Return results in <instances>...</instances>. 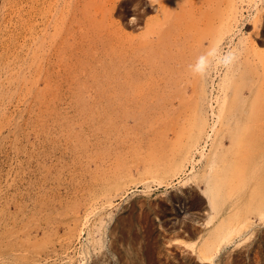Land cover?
Returning <instances> with one entry per match:
<instances>
[{"label": "rangeland", "instance_id": "374dc122", "mask_svg": "<svg viewBox=\"0 0 264 264\" xmlns=\"http://www.w3.org/2000/svg\"><path fill=\"white\" fill-rule=\"evenodd\" d=\"M90 1L91 0H68L67 3L61 6L58 10L53 11V16L51 18L52 24H50V27L47 30V34H46L47 38L46 41L44 42L45 44L43 46L39 45V47L43 49L42 51L37 47L38 45H36L37 44L36 39L34 40L27 39L23 36H20V34L23 33L22 29L25 28L24 25H20L19 28L16 29L18 30V32L12 33L13 26L11 24V18L15 20L16 17H18V15L15 14L16 12L9 10L10 8H12L11 4L10 5L8 4V6L5 7L3 4V0H0V24H1L0 26V264H18L15 255L18 256L20 254V251L21 252L28 251L29 258H32L31 259L33 260L32 262L33 263L36 262V264L38 263L39 264H71V261H73L74 264L76 263L85 264V260L83 259L82 254L79 253H81V245L83 244V242L86 241L87 233L85 231H87V225L94 223V221H97L100 224V220H101L100 218L104 217L105 222L109 224L106 225L109 234L106 240V246L104 250H106V248L107 250H109V247H112L114 244H116L115 241L117 242L119 238L122 239V237L125 236L124 232L126 229L124 230L121 227L117 229V225H116L118 224L117 219H119V217L122 216V214L123 216L130 218L132 217L131 212L132 213L136 212L133 214L134 216L133 220H135L134 221L135 223L133 222V225L131 227L133 230L131 229L129 232V236H130L129 239L131 240L130 241L131 244L129 243L130 244L129 245L124 243L125 244L124 245L119 242V244L121 245L117 244V246L132 247L133 245H135L133 247L137 246L138 248L139 245H141L142 247L141 246L139 247L141 253L144 250L143 246L145 245L147 246V247L145 246V251L149 250L150 248L151 255L150 256L147 255V257L150 258L148 259L145 256L141 258L143 259L142 261L141 259L140 260L137 259L136 264H153V263L154 264H187L188 262H189L188 264H196L197 262H199L197 258H194L195 260H193V258H189L187 251L190 250L189 247L191 248L193 245H194L193 247H199L201 245L204 235L208 233V230L212 228L213 224L211 223L206 224L207 223L206 217L209 215L208 210H206V208L208 209L209 206L208 203L209 199L205 194H203L204 192L201 188L196 186V188L191 190L192 192L191 191L188 192V194L186 195L187 197H184V199L181 201L180 200L176 201L175 202L176 207H174L173 206L174 203L168 199L169 196L180 195L181 194L180 189L182 191V187L186 188V186L183 184L182 181V178L185 176L178 175L176 176L177 178L175 177L174 180H172V184H169L167 179H169L170 176L162 177L161 175L156 174V179L154 182L153 178L151 179L150 178L151 176L148 175L149 177L146 179L147 181L145 180L146 182L145 181L143 182L141 181L142 178L139 177L140 175L134 172V175L130 179H127V181H124L123 184L120 185L121 187L119 186V188L114 189L113 192H111L112 194H114V196L112 195L113 198H111L112 199L111 205L105 204L106 203L105 197L103 195H102L103 200L101 197L98 198V203H96V205L93 204L94 206L92 205L91 207H89L90 209L87 210L85 209V206L83 205L82 202H81L82 204L78 203V200L80 199L81 196L83 198L87 197V194H89L88 190L91 186H94V182L97 181L103 182L102 178L105 173L110 174L112 177H114L113 174L114 170L113 168H111L112 167L111 163H106L105 166L103 165L104 160L113 157L112 160L114 161V159L116 158L114 157L116 153H120L122 150L124 154H127V152L129 154V151L127 150L130 149L129 148L125 149V148L131 146L132 144L129 145V143H134L135 142L134 140H136L135 137H137V139L140 138V135H143L142 133L144 132L145 133L143 137L141 136L140 138L142 140L138 139L137 141H140L143 149L144 148L146 149V150L142 149L141 150L142 152L144 151L145 153V151L148 150L146 148L147 146L144 145L145 143L144 140L149 137V136L146 137L147 134L148 135L151 134L152 137V133H150L149 130L152 129V127L149 126H154L156 122L158 125H160L156 120L160 116V115L158 116V114L162 111L161 102L163 100H161V96H162L161 88L165 84L168 85L169 82L168 80H170L169 82L170 86L165 88H168L169 93L171 91L170 94L172 95L175 94L174 90L172 89L173 92L171 90L172 86H174L173 82L171 81L172 72L171 71L168 72V69H164L166 68V66L164 67L165 64L163 63L164 61H160L158 59V61H156L157 63L156 64L153 61L154 57H151V54L152 56H155L161 54V52L156 54L155 52L158 51L155 50L153 51V53H151L147 51V50L151 51V49L147 48L146 52L148 57L146 56L145 58L146 54H144V52L142 53L144 55L142 59L144 61L145 59L146 60L148 59L147 61H145L144 63L145 65H143L146 69L143 68L142 70L143 72H141L140 75L144 77V79H142V77H140L139 74L136 75L137 73L134 75L137 76L136 78L139 79L141 78L142 79L140 80L141 82H143L144 80L145 83H147L146 81L148 79L149 80L148 82L149 83L151 82V84H148L149 88L148 90L145 91L148 92L146 93L148 97L146 96L142 100V102L139 101L141 103L138 102L139 106L141 105L142 107L141 108L142 111L137 110L138 108L140 109V107L136 106L137 104L134 103L133 100H129V98H127V89L125 87L126 83L122 82L123 79L126 78L127 69L131 67V62H133V60L135 59L134 58L132 60L134 54H129L127 52L124 53L116 52L115 48L119 50V48L117 47L118 42H116L117 45L114 49L113 47L112 48L110 47L109 45L110 42L108 41L109 40L108 30L110 27L109 25H111L112 23L108 21V18H109V13L111 14V11L106 8L101 9V6L104 5L105 3L104 0H93V3L89 4V6L86 7V4L89 3ZM26 3L27 0H17L15 1L14 4H19L18 6L16 5V7L19 8L20 5L22 4L26 5ZM14 7L12 8L13 10L16 9ZM138 8L139 7L135 9V7L131 6L128 12H126V17L123 19L118 18V16H116L115 24L118 25V21H119L122 24L124 23L122 26L125 27L126 22H128L129 23L128 27H125L124 29L130 34V35L128 34L129 36L131 37L135 36L134 37L135 39L136 37L139 39L140 37H142L141 35L145 34L143 36H146V38H148L149 36L151 39H153V41L158 40L159 33L158 32H157L158 34L154 33L152 32L151 29L152 28L155 29L156 27L158 28L159 25L156 24L158 25L156 26L154 22V27H152L153 26L152 23L150 25L152 28L150 29L149 26H147V24L145 23L146 22L145 18L144 19L141 18L140 20L138 19V17H141L140 15H142L140 14L141 12L137 10ZM242 11L245 12V15L249 14L247 8H245V10L243 9ZM136 15L139 16L137 17ZM151 16H159V13L153 11L151 12ZM55 17H61L59 20L63 19L64 21V25H63L64 27L62 31L63 35L60 34L58 35L57 32V35L54 36L55 25H53V20L55 19ZM85 18L86 20L83 21ZM173 20L175 19H172L171 21L168 20L169 24L168 23L164 24V26L168 24L169 29L168 28L164 29L166 26L164 28L163 27L159 28L163 31L165 30L164 32H161L164 34V35L162 34L161 36H164V38H167L166 36H168L167 44H170L169 51L168 50L165 51L167 53L164 52V55H168V57L169 56L175 57L176 55L175 54L176 46L175 48L173 47L174 45H176L175 44L176 20L175 21ZM243 22L244 21L241 19L240 16L239 22L236 21V25H234L230 30L231 32L227 31L228 33L225 34L228 36L227 37L228 39L230 35L234 37V40L232 42L233 45L234 43L240 41L238 39L241 35H244L245 33L248 34L249 31L251 32L252 30H253L252 31L253 35L255 34H256L255 36L258 35V37H254L256 43L264 39L263 27L258 29L260 31L259 33H257L256 30L252 28L254 19L253 22H251V24L248 25V28L250 30L247 27L245 28L242 27ZM261 24H262L261 26H263L264 19L261 22ZM132 26L134 27V29ZM126 28L129 29L127 30ZM168 32H171L172 37L173 38L175 37V39H172L170 33ZM50 37H54L55 39ZM150 38L147 39L149 40V42L152 41L150 40ZM4 42H7V44ZM8 44L10 48H8L9 47ZM206 44L208 46L207 38L205 39V45ZM4 46H6L7 49ZM103 46L107 47L108 51L105 50L104 52ZM59 47L62 50L61 49L58 50ZM98 47L102 55L99 56L97 59H95L93 55L89 53L88 49L89 48L98 49ZM8 49L11 50L8 51ZM226 49L228 48L226 47ZM38 51L41 53H39ZM148 53L151 54L149 55ZM174 57L170 58L171 60L173 59L174 62L172 61L173 64H169V65L171 66L175 65L176 67L175 64L176 61L174 60ZM148 61L151 64L153 62L152 64L153 66L149 65ZM136 64H138V61ZM136 66L137 65H135L134 67V73L136 71L135 70ZM150 66H152L151 71H149ZM156 66L157 68H154ZM7 67L12 69L9 70ZM6 68L8 71H6ZM144 70L146 72H151L149 73V76L148 73H146ZM218 80L219 79H217V81ZM160 85L161 88L160 87L158 88L157 86ZM119 86H121V91L117 90V87ZM144 94L145 93H143V95ZM116 97L122 99L123 102L122 109L121 108L120 109L116 108L117 110L115 109V105L118 102L116 100ZM143 101L145 103H143ZM175 101L176 104H178L177 102H179V98H175ZM142 105L143 106L149 105L148 108L151 109L147 110L148 108L143 107ZM179 105L180 104H178L176 108H178ZM133 107L134 108L137 107V109L136 108L133 109ZM155 108L157 109L158 112L159 111L160 112L159 113L155 112L156 111ZM125 109H127L131 113H129ZM119 110L121 112L123 111V113L125 111L128 112L129 113V115H127L128 117L121 116ZM143 111L144 113L147 112L145 113L146 115L148 113H151L149 115L150 117H152L153 120H149L151 119L150 117H146L145 119L142 120V118L145 117L144 116L145 114L144 113H143L144 115L142 114ZM152 113L153 114L156 113L155 115L157 117L155 116L156 117L155 118ZM134 114L136 115L132 116ZM137 114L138 117L140 115L139 118H141L140 119L142 120L141 122L140 120L138 122H136L137 120H135L134 122L133 119L137 118L136 117ZM117 116L119 118H117ZM131 117L134 118L130 119ZM147 120L151 122L153 121L154 125L147 123L149 122ZM154 120L156 122H154ZM144 121H146L145 122L146 124L144 123ZM182 121L184 123L185 120H180V123H182ZM139 122L142 123L141 126H138V124L140 125ZM180 123H179L180 127L181 125L185 126L183 123L182 124ZM143 125L146 126L149 125V126H147L148 127L147 128ZM179 125L177 126L179 127ZM183 126L181 127V130L182 129L185 130ZM133 130H135L138 134L133 132ZM152 130H160V127L158 129L153 127ZM183 130L182 133L179 132L180 129L177 130L178 131L176 134L177 136L176 138L178 140L177 144L180 142L179 139H182L184 137L183 135L185 133L186 135H188L187 131L185 132ZM131 133L137 134L138 136L134 135L133 137V134ZM127 135L130 136L129 137L130 139L132 137L134 139V140L131 139L134 142L133 141L128 142L129 146L126 145L127 143L123 142L121 144V142H118L119 141L118 139L121 137H123V139H127L125 138L128 137ZM178 136L181 138H179ZM103 139H105V142L103 141ZM100 141H102L101 144ZM110 141L112 143H110ZM86 143H89L87 144V146L90 147L88 151L86 148L87 147ZM138 143L139 142H137V144ZM96 144L97 146L99 144V147H97ZM135 145L136 144H134V146ZM121 146L122 147L124 146V149L119 150ZM91 147L93 150L96 148L98 149V151L97 149L94 151L97 153L95 154L97 156L94 158V160H92L93 158L92 155L94 153L87 155V152L89 153ZM142 147L138 145L137 149ZM118 150L120 152H118ZM130 153L134 154L131 151ZM152 154L153 155L149 154L151 157L150 160L149 158H147V154L146 157H144V159L150 162L153 160L156 161L157 158H155L154 156L155 154L154 153ZM130 156L134 157V155H130ZM100 157L102 159H100ZM103 157H105V159H103ZM132 157L128 159L124 158L123 161L126 162L129 159H132ZM123 161L115 162V163L124 164L125 162ZM142 164L144 165L143 162ZM94 165L96 166V168ZM107 166L110 167V172L108 169L109 167L106 168ZM113 167L114 169L117 168L115 166ZM84 168L86 169L89 168L87 170L90 171L85 172L87 170H85ZM133 171H136V169H133ZM83 174L86 175L84 176ZM183 175L185 174L183 173ZM157 180L159 181L162 180L159 186H158L159 182L157 183ZM84 182L87 183L84 184ZM140 182L141 184H138ZM180 182H182L181 183L182 186ZM81 184L83 185V187ZM97 188L103 189V191H105V186L97 187ZM197 188L199 190H197ZM80 189L82 191H80ZM146 190L147 192H145ZM78 192L80 193L78 194ZM132 193H134V196ZM194 193L196 195H194ZM154 195L156 197H154ZM161 195H163L164 197H159ZM142 197L144 198V202ZM83 198L81 200H84ZM129 198L130 199L133 198V199L130 201ZM138 199L139 201L136 202ZM152 200L155 202H153ZM138 203H140L141 206H139L140 204ZM76 205H78L79 207ZM185 205L187 206L189 205L188 208ZM142 206L147 208L145 209L143 207L144 208L143 209ZM44 207L45 209L43 211ZM140 209L143 210L141 211ZM173 209L174 211L176 210L175 213L174 211H172ZM187 210H189V212ZM184 211L186 214H184ZM204 211L206 213H204ZM92 212L93 214H91ZM118 212L120 213L119 214L120 216L118 215ZM146 214H148L147 215L148 218L147 216H145ZM172 215L175 217H172ZM185 215L186 216L188 215V217H186ZM252 215L254 216L253 220L256 223V228H255L256 234L254 233L252 237L247 240H242L241 242H237V243L233 242L229 244L228 246H226L227 247L226 250H230L231 248V251H233L234 256L238 254V251L240 253V249L241 251L243 250L242 251L243 255H241L242 264H246V263L251 264L252 262L253 264H255L254 260H256L257 264L258 263L264 264V249H263L264 223L262 221L259 222L260 218L257 216L258 214L253 213ZM162 216L163 218H161ZM176 216L178 217L176 218ZM183 216L185 219L183 218ZM204 217L205 219H203ZM114 220H116L117 222H115ZM214 220H217V218H215ZM141 221H142V225L140 224ZM182 222H187V224L183 223L182 226H180L181 225L180 223ZM172 223L174 225H172ZM48 225H50L51 227ZM136 225H138L140 229ZM185 228H189V229H186V231H184ZM80 229H85L84 233L81 236L82 238L78 237L81 231ZM197 229L199 231H195ZM140 230L142 232H140ZM181 231H184L185 233H182ZM138 233L139 235L141 234L142 236L141 235L139 236ZM191 233L192 236L190 235ZM183 234L189 236L186 235L184 236ZM138 236L140 238V241L143 238H144L143 241L145 239L146 240L144 242L141 241V243H139L140 241L138 240L139 239ZM241 238L242 237L238 239ZM113 239L114 241L111 242V240ZM177 239H179V242ZM255 239L257 240L255 241ZM184 240L187 241L185 242ZM254 242L255 245L257 244L256 246L254 245ZM259 242L261 246L258 245ZM112 243L113 245L109 246ZM178 243L179 245L180 244L181 245L180 246L177 245ZM184 243L185 244L188 243L186 244L188 247ZM236 244H239L237 245L238 247L236 246ZM154 245L155 247L157 245V248H155ZM241 246L250 247L251 248L250 254L252 255V257L249 256L247 252H244L247 251L246 250L247 248L242 249ZM185 247L186 250H184ZM233 247L235 248L237 247V248L234 249ZM181 248H183V250H181ZM145 251L142 253V255L146 254ZM179 251L181 252L184 251V252L180 254ZM114 252L113 254L112 253L109 254V258H110L108 259L109 263L118 264L117 260H119V264H125L126 262L124 260H122L124 263L120 261L121 258L119 253H117V255H119L117 256L116 252L115 253ZM123 252L125 251L123 250ZM255 252L257 256H255ZM234 256H232L231 259H233ZM68 257L70 258V261ZM257 257L259 258V262L257 261L258 260ZM79 258L81 259L78 260ZM250 259H251V263H250ZM79 261L80 263H78ZM86 261L90 263L92 260L91 258H87Z\"/></svg>", "mask_w": 264, "mask_h": 264}, {"label": "bare ground", "instance_id": "6f19581e", "mask_svg": "<svg viewBox=\"0 0 264 264\" xmlns=\"http://www.w3.org/2000/svg\"><path fill=\"white\" fill-rule=\"evenodd\" d=\"M13 1L15 3V1H17V0H3V4L5 7H7L8 4L9 5L11 4L12 8L15 6L14 8H16V9L13 10L12 8L9 7L10 8L9 10L16 12L15 14L18 15V17H16L15 20L13 18H11V24L13 26V32L12 33L18 32V30H16V29H18L20 25H24L25 28L22 29L23 33L20 34V36H23L27 39H33V40L36 39L37 42L36 41L35 42L37 43L36 45H38L37 47L43 51V49L41 47H39V45L43 46L45 44L44 42L46 41V38H47L46 37L47 30L49 29L50 24H52L51 18L53 16V11L58 10L61 6H63L65 3H67L68 0H27L26 5L22 4L19 6V8L16 7V5L18 6L19 4H14ZM104 1H105V3H104V5L101 6V9L106 8V9L111 11V14L109 13V18H108V21L110 23H112L111 25H109L110 27L108 30V36H109L108 41L110 42L109 43L110 47L111 48L113 47V49H114L116 47V45L118 44L117 47L119 48V50L115 48L116 52H119V53L127 52L129 54H134L132 57V60L135 58L133 60V62H131V67H129L127 69L126 78L123 79V81H122V82L126 83L125 87L127 89V98H129V100H133L134 103L137 104V105L136 104L135 105L140 107V109L139 108L137 109V107H135L137 110L142 111V109H141L142 107H141V105L139 106L138 102L139 101L142 102V100L146 96L148 97V95L146 94L148 92H145V91L148 90V88H149L148 84H151V82L150 83L148 82L149 81L148 79L146 81L147 83H145L144 80H143V82L140 81V80L144 79V77H142L140 75H141V72H143L142 71L143 68L146 69L143 65H145L144 64L145 61L148 60V59L147 60L145 59V61H144L142 59V57L144 56L142 53L144 52V54H146L145 58H146V56L148 57L147 52H146L147 48L151 49V51L147 50L148 52H151V53H153V51H155V50L158 51V52H155L156 54L161 52V54H158L155 56H152L151 53L150 54H151V57H154L153 61L155 63H156V61H158V59L160 61H164L163 62V63H165L164 67L166 66V68H164V69H168V72H170V71L172 72L171 73L172 74V80L171 81L173 82L174 86H172L171 90L172 89L174 90L175 96L170 94L171 91L169 93L168 88H165V87L170 86L169 85L170 80H168L169 81L168 85L165 84V85H163L162 88H161V85L163 84L162 82H161L162 84L160 86H157L158 88L160 87L162 89L161 100H163L161 102L162 103V107H161L162 111L161 112L159 111L160 112L159 113L157 111V109L155 108L156 109L155 112L159 113V114L157 113L158 116L160 115L158 117V119L156 120V121H158V123L160 125H158L157 122L154 120V122H156V124H155L156 127H155L153 121L152 122L149 121V120H153L152 117H150V115H149L151 113H148L146 115L145 113H147V112L144 113L145 110L142 112V114L143 113L145 114V115L143 114L145 117L142 118V120L145 119L146 117H150L151 119L147 120V121H149L147 123L154 125V126H149L150 125L149 124L147 126L152 127V129H153V127L156 129H158L160 127V130L149 129L150 133H152V137H151V134H149V135L147 134L146 137H148V136L149 137L147 139L144 138L145 140L143 139L145 143L143 141L142 142L144 143V145L147 146L146 148L148 150L145 151V153H144V151L142 152L141 150L143 149V147L141 145V142L137 141L138 139L141 138V136L143 137L145 132L144 133H142L143 131L141 132L143 135L139 134L140 138L137 139V137H135L136 140L133 139L134 135L138 136L137 135L138 133L135 131L138 128L133 130V132H135L137 134L131 133V134H133V137L131 135V137H132L131 139H133L135 142L129 138L130 134L127 135L128 137H125L127 139H123V137L119 138L118 139L119 141L118 140L117 141L121 142V144L123 142L127 143L126 144L127 146L132 144L131 146L125 148V149H128V148L130 149V150H127V151H129V154H128V152H127V154H124V152H122L123 151L122 149H124V146L123 147L121 146L122 148L120 147L121 149L119 148V150H122V151L120 152L118 150V152H120V153H116L117 151L115 152L116 155L114 154L115 155L114 157H116V158L114 159V161L112 160L113 157L110 158L111 162H110V159L104 160L103 165H105V166H106V163H111V166H112L111 168H113V170H114V173H113L114 177H112L110 174L105 173L103 178H102L103 182H99V181L94 182V186H91L88 190L89 194H87V197L83 198L81 196L80 199L78 197V199H79L78 203L79 204L83 203V205L85 206V209L87 210V209H90L89 207H91L93 204L96 205V203H98V198H100V197L102 198V195H103L105 197V202H106L105 204L111 205V203H112L111 198H113L112 195L114 196V194H112L111 192H113L114 189L119 188V186L121 184H123L124 181H127V179H130L134 175V172H136L140 175L139 177L142 178L141 181H143V182L149 177L148 175L151 176L150 177L151 179L153 178L154 182L156 179V174H159L162 177L163 176L164 177L170 176V178L167 179L169 184H172V180H174V178L176 176H178V175L185 176L182 178V181H183V184L186 186V188L182 187V191L180 189V192L182 195L180 194V195L173 196L171 194L172 196H169L167 194L169 196L168 199L171 200L174 203L173 206L176 207L175 206L176 201L183 200L184 197H187L186 195L188 194V192H190L191 190L196 188V186L201 188L204 192L203 194H205L207 196V198L209 199L208 209L206 208V210H208L209 215L206 217L207 223L206 222L205 223L206 224H208V223L213 224L212 228H210V230H208V233L206 235H204V238H203L201 245L199 247H193L194 245L191 247L192 249L189 247L190 250L187 251L189 258H193V260H195L194 258H197V260L199 262L196 261L197 262L196 264H242L241 255H243V253H242L243 250L241 251V249H240V253L238 251V254L236 251L237 255L234 256L233 251H231V248H230V250H226V248H227L226 246H228L229 244H231L233 242H235V243L241 242L242 240H247V239L252 237V235L255 233V228H256V223L253 220L254 219L253 218L254 216L252 215L253 213L258 214L257 216L260 218L259 222L262 221L264 223V39L259 41L258 43H256L254 40L255 39L254 37H258V35L257 36H255L256 34L253 35V32H252L253 30L251 29L252 30L251 32L249 31L248 34H246L244 32L245 34L241 35L239 37V39L237 36V39L240 41L236 42L237 44L234 43V45H233L232 42L234 40V37L230 35L229 39H228L227 38L228 36L225 34H227L228 32H231L230 30L232 29V27L234 25H236V21L239 22L240 16H241V19L244 21L242 23V27L248 28V25L251 24V22H253V19H254V23L252 24V26H253L252 28H254L257 33L260 32L258 30L259 28L263 27V29H264V24H263V26H261L262 25L261 22L264 19V0H104ZM92 3H93V0H91L89 3H87L86 7H88L89 4H92ZM131 6L135 7V9L137 7H139L137 10L140 11L141 12L140 14H142V15H140L141 17H138L139 15L138 16L136 15V16L138 17L139 20L141 18L142 19L145 18V20H146L145 23L147 24V26H149L150 29L152 27H154V22H155V25L156 24L159 25V26L156 25V26H158V28L156 27L157 29L156 28L151 29L152 32H154V33L158 32L159 33L158 40L153 41V39H151L148 35H147L148 38H146V36H143L145 34L141 35L142 36V37H140L141 39L140 38L138 39L137 37L135 39L134 38L135 36L134 37L129 36L130 34L127 31H125V29H124L125 27H128V25H129L128 22H126L125 27L122 26L124 23L122 24L119 21H118V25L115 24L116 23L115 17L118 16V18H122V19L125 18L126 12H128V10L130 9ZM245 8L248 9V12H249L248 15H245V12L242 11L243 9L245 10ZM153 11L159 13V16H151V12H153ZM147 15H148V17H147ZM146 17H147V19H146ZM255 17H256V20H255ZM60 18L61 17H55V19L53 20V25H55L54 36L57 35V32H58V35L59 34L63 35L62 31H63V27H64L63 26L64 21H63V19L59 20ZM172 19L176 20V23H175L176 25L174 24L176 26V39H175V37L174 38L172 37L171 32H168V33H170L172 39L176 40V43H175L176 45L173 46L174 48L176 46V48H175V51H176L175 54L176 55L174 54L176 58L173 56L174 60L176 61V63H175L176 67H175V65H173V66L169 65V64H173V62H174L173 59L172 60L170 59L173 57L169 56L170 57L169 58L168 55H164L165 51H167V50L169 51L170 44H167L168 36H166L167 38H164V36H161L163 34L161 32H164L165 30L163 31V30L159 29L161 27L164 28L165 26L166 27L164 29L168 28V26H169L168 20L171 21ZM85 20H86V18L83 21H85ZM175 20H173V21H175ZM165 23H168V24H166L164 26ZM151 24L153 25L152 27L150 26ZM0 26H1V24H0ZM130 26H131V23H130ZM133 29H134V27H133ZM158 30L159 31L161 30V31L159 32ZM171 30H173V29H171ZM262 30H261V32H262ZM168 31H170V30H168ZM170 35H169V37H170ZM50 38L55 39L54 37H50ZM149 38H150V40H152L151 42H149V40H147ZM171 38H170V41H171ZM206 38L208 39V46H207V44L205 45V39ZM137 39L140 41H138ZM7 42H4V43L7 44ZM116 42H118V43L116 44ZM171 43H173V42H171ZM226 45H228V46H226ZM6 46H4V47L6 48ZM8 46H9V44H8ZM107 46H108V44H107ZM226 47L228 49H226ZM8 48H10V46ZM61 48H62V46H61ZM61 48L59 47L58 50H60ZM9 50H11V49H8V51ZM103 50L105 52V50H107V47L103 46ZM88 51L91 55H93V57L95 59H97L99 56L102 55L99 47H98V49L89 48ZM36 53H37V51H36ZM39 53H41V52H39ZM165 53H167V52H165ZM171 53H172V51H171ZM137 56H139V57H137ZM137 61H138V64H136ZM148 63H149V65L153 64V62L151 64L149 61H148ZM135 65H137L136 69H135L137 72L135 71V73H134ZM152 66H150L149 71H151ZM158 66H159V64H158ZM91 67H92V65H91ZM7 68H6V71H8ZM154 68H157V66ZM159 68H160V66H159ZM8 69L10 70L12 68H8ZM152 70H154V69H152ZM146 73H148V76H149V73H151V72H146ZM146 73H144V74H146ZM134 74H136V75L139 74V76L142 77V79L136 78L137 76ZM217 79H219V80L217 81ZM117 90L121 91V86L117 87ZM173 90H172V92H173ZM160 92H159V94H160ZM143 93H145V94L143 95ZM176 93H177V95H176ZM175 98H179L180 103L179 102H177V103L180 105L178 108H176L178 104H176ZM116 100L118 102L115 105V109L116 108L122 109V104H123L122 99H119L116 97ZM127 101H128V99H127ZM141 102H139V103H141ZM143 103H145V102L143 101ZM145 105H147V104H145ZM148 106H143V107L148 108ZM135 108L133 107V109H135ZM149 109H151V108H148L147 110H149ZM125 110L128 111L127 109H125ZM132 110H130V111H132ZM126 111L123 113V111L121 112L119 110V113L121 116L126 117L127 115H129V113H131L129 111H128L129 113ZM150 111H153V110H150ZM155 114H153L154 117L156 116ZM116 115H117V113H116ZM135 115L136 114H134L132 116H135ZM130 116H131V114H130ZM136 117H135L136 119H133L134 122H135V120H137L136 122H138L141 119V118H139L140 115L138 117V114ZM117 118H119V117L117 116ZM132 118H134V117H131L130 119H132ZM142 120H140V122ZM180 120H185L184 123L182 121V123L185 126L181 125V127L183 126L185 128V130H183V129L182 130L185 132L187 131L188 135H186V133L185 134L183 133L184 134L183 138H185V139H183V138L179 139L180 142L177 144V141H178L176 138L177 137L176 134L178 132L177 130L180 129L179 132L182 133L181 127L179 125ZM145 122L146 121H144V123ZM182 123H180V124H182ZM141 124L142 123H140V125L138 124V126H141ZM177 125H179V127ZM143 126L147 127L146 125H143ZM179 138H181V137H179ZM100 140H102V139H100ZM140 140H142V139H140ZM97 141H98V139H97ZM103 141L105 142V139H103ZM111 141H110V143H112ZM130 141L131 142L133 141L134 143H129V145H128V142H130ZM101 142L102 141H100V144H101ZM137 142H139V143L137 144ZM87 144H89V143H86V146H87ZM134 144H136L137 146L140 145V147H142V148L137 149V146L136 145L134 146ZM103 145H105V144H103ZM96 146H97V144H96ZM97 147H99V144ZM86 148L88 151V149L90 147L87 146ZM100 148H102V147H100ZM103 148H104V146H103ZM96 149L93 150L91 147V149L89 150V153L87 152V155L94 153L92 155V157H93L92 160H94V158L97 156V155H95L97 153L94 152ZM100 150H102V149H100ZM90 151H93V152H90ZM97 151H98V149H97ZM130 151L134 154H131ZM152 153L155 154L154 156H155V158H157L156 161L153 160L150 162V161L144 159V157H146V154H147V158H149V160H150V158H151L150 155H153ZM130 155H134V157H132ZM154 156H153V158H154ZM131 157H132V159H129L126 162L123 161L124 158L128 159ZM100 159H102V158L100 157ZM103 159H105V157H103ZM116 160H118V161H116ZM121 161H123L125 163L124 164L123 163H121V164L115 163V162H121ZM141 161L144 163V165L142 164ZM96 163H94V164H96ZM99 165H101V164H99ZM109 166H107L106 168H108ZM113 166H115L117 168L114 169ZM97 167H98V164H97ZM95 168H96V166H95ZM102 168H103V166H102ZM106 168H104V169H106ZM84 169L87 170L89 168H87V169L84 168ZM108 169L110 172V167ZM133 169H136V171H133ZM88 171H90V170H87L85 172H88ZM95 171H97V170H95ZM183 173L185 175H183ZM86 174H88V173H86ZM86 174H83V175L85 176ZM170 179H171V181H170ZM91 181H93V180H91ZM161 181L157 180V183L159 182L158 186L160 185ZM154 182H152V183H154ZM80 183H81V180H80ZM85 183H87V182H84V184ZM181 183L182 182H180V184ZM138 184H141V182ZM180 184H178V185H180ZM102 186L103 187L105 186V191H103V189L97 188V187H102ZM181 186H182V184H181ZM187 186H189L190 188ZM82 187H83V185H82ZM172 188H174V187H172ZM78 189H79V186H78ZM147 190L145 192H147ZM176 190H174V191H176ZM197 190H199V189L197 188ZM80 191H82V190L80 189ZM79 193L80 192H78V194ZM116 193H118V192H116ZM132 194L134 196V193H132ZM198 194H199V192H198ZM98 195H101V196H98ZM194 195H196V194L194 193ZM130 196H132V195H130ZM154 197H156V196L154 195ZM159 197H164V196L161 195ZM82 198L84 200H81ZM132 199H130V201ZM191 199H192V197H191ZM102 200H103V198H102ZM140 200H141V198H140ZM165 200H166V198H165ZM188 200H189V198H188ZM188 200H187V202H188ZM138 201H139V199L136 202H138ZM132 202H134V201H132ZM143 202H144V198H143ZM153 202H155V201H153ZM145 203H146V201H145ZM160 203H161V200H160ZM163 203H164V201H163ZM138 204H140V203H138ZM149 204H152V203H149ZM78 205H76V206H78ZM139 206H141V204ZM181 206H182V204H181ZM185 206H187V205H185ZM188 206H187V208H188ZM143 207L144 206H142V208ZM110 208H111V206H110ZM165 208H166V206H165ZM44 209H45V207L43 208V211H44ZM181 209H182V207H181ZM86 210H84V211H86ZM102 210H103V208H102ZM113 210H116V209H113ZM149 210H150V208H149ZM160 210H161V207H160ZM172 211H174V209ZM175 211H174V213H175ZM187 211L189 212V210H187ZM45 212H46V210H45ZM134 213H136V212H133V213L131 212L132 217L129 216L130 218H128V217L123 216L122 213H121L122 216H120L119 215L120 213L118 212V215L120 217H119V219L116 218L118 221V224H116L117 229L120 227L124 230L126 229L124 232L125 236L122 237V239L119 238L117 242L115 241L116 244L113 245V243H114L113 242L111 245H109V246H112V245L113 246L109 247V250H107V248H106L107 251L104 249L106 246V240H107L109 233H108V229L106 226L108 223L105 222L104 217L100 218L101 219L100 224L97 221H94V223H92V224H88L87 225V231H85V229H80L81 231H80L78 237H81L82 234L84 233V231L87 233L86 241L83 242V244L81 245V253H79V254H82L83 259L85 260V264H111L108 261V259H110L109 254L110 253L113 254L114 251L116 252V255H117V253H119L120 258H121L120 261L124 260L127 264H134V263L136 264L137 259L140 260L141 258H143L145 256L147 257V255L148 256L151 255L150 254V248H149V250L145 251L146 245L143 246V249H144L143 252L144 251L146 252L145 255H142L143 252L141 253L139 250V247L141 245H139L138 248H137V246L133 247L135 245H133L132 247H125V246L124 247H122V246L118 247L117 246V244H119V242L121 244H124V243L129 244L130 243L131 240L129 239L130 238L129 232L132 229L131 227L133 225V222L135 221V220H133V217H134L133 214ZM204 213H206V212L204 211ZM91 214H93V212ZM184 214H186L185 211H184ZM147 215L148 214H146L145 216H147ZM86 216H85V219H86ZM112 216H113V213H112ZM135 217H137V216H135ZM172 217H175V216L172 215ZM177 217L178 216H176V218ZM186 217H188V215ZM147 218H148V216H147ZM161 218H163V216ZM183 218H184V216H183ZM215 218H217V220H214ZM203 219H205V217ZM114 221L117 222L116 220H114ZM179 221H180V219H179ZM179 221H177V222H179ZM186 221H187V219H186ZM96 222H97V224H96ZM183 223L187 224V222H182V223H180L181 224L180 226H182ZM49 224H50V222H49ZM140 224L142 225V221ZM172 225H174V224L172 223ZM48 226H50V225H48ZM136 226H138V225H136ZM133 228H134V226H133ZM139 229H140V227H139ZM186 229H189V228H185L184 231H186ZM111 230H112V228H111ZM141 230H140V232H142ZM182 230H183V228H182ZM184 231H181V232L185 233ZM195 231H199V230L197 229ZM196 233H198V232H196ZM261 233H263V232H261ZM186 234H183V235L185 236ZM138 235H139V233H138ZM190 235L192 236V233ZM263 235H264V233H263ZM139 236H138V238H139ZM186 236H189V235H186ZM240 237H242V238L238 239ZM138 238H136V239H138ZM149 238H151V237H149ZM143 239H141V241H143ZM257 239H255V241ZM138 240L140 241V238ZM177 240L179 242V239H177ZM187 240H184V241L186 242ZM112 241H114V239L111 240V242ZM141 241L139 243H141ZM181 243H183V242H181ZM121 244H119V245H121ZM186 244H188V243H186ZM191 244H194V243H191ZM177 245H179V243ZM237 245H239V244H236V246ZM254 245H255V242H254ZM258 245H260V242ZM154 247H155V245H154ZM241 247H242V249L247 248L246 249L247 251H244V252H247L248 255L252 257V255L250 254L251 253L250 247H243V246H241ZM155 248H157V245ZM183 248H184V246H183ZM183 248H181V250H183ZM233 248L236 249L235 247H233ZM123 250L125 252H123ZM176 250H178V249H176ZM184 250H186V247ZM223 250H224V252H223ZM252 251H253V249H252ZM12 252H14V251H12ZM179 252H180V254H182L184 251L183 252L179 251ZM260 252H262V251H260ZM28 255H29L28 251H22V252L20 251V254L18 256L15 255L18 264H36V262H34V263L32 262L33 261V260H31L32 258H29ZM119 255H117V256H119ZM176 256H177V254H176ZM232 256H234L233 259H231ZM255 256H257L256 252H255ZM87 258H91L92 261L90 263H88L86 261ZM112 258H111V260H112ZM116 258H114V259H116ZM80 259L81 258H79L78 260H80ZM251 259H250V263H251ZM142 260L143 259H141V261ZM69 261H70V258H69ZM117 261L119 264V260H117ZM254 261H255L254 263L257 264L256 260H254ZM257 261L259 262V258ZM68 263H70V262H68ZM78 263H80V261ZM71 264H74V262L71 261ZM251 264H253V262Z\"/></svg>", "mask_w": 264, "mask_h": 264}]
</instances>
